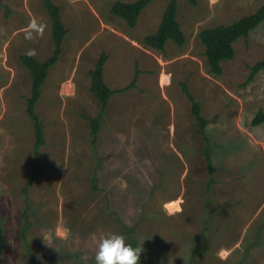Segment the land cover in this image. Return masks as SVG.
I'll list each match as a JSON object with an SVG mask.
<instances>
[{
    "label": "rangeland",
    "instance_id": "obj_1",
    "mask_svg": "<svg viewBox=\"0 0 264 264\" xmlns=\"http://www.w3.org/2000/svg\"><path fill=\"white\" fill-rule=\"evenodd\" d=\"M52 1L67 34L35 107L44 144L34 165L31 75L20 55L51 56V19L42 0H0V264H94L98 238L109 233L136 247L143 241L140 264H264V123L251 124L264 110V69L245 84L264 58V21L234 43L219 76L209 71L198 37L264 0H178L186 40L182 47L169 41L163 51L143 39L169 0H152L134 27L110 9L136 0ZM33 22L43 34L29 40ZM101 53L113 90L105 108L89 89ZM182 82L208 121L209 193L206 142ZM98 115L93 148L83 116Z\"/></svg>",
    "mask_w": 264,
    "mask_h": 264
},
{
    "label": "trees",
    "instance_id": "obj_2",
    "mask_svg": "<svg viewBox=\"0 0 264 264\" xmlns=\"http://www.w3.org/2000/svg\"><path fill=\"white\" fill-rule=\"evenodd\" d=\"M43 7L51 19V37L53 40V53L44 61H39L35 57L29 54L20 55L22 64L27 68L31 75V88L30 94L26 98V113L32 120L34 129V165L37 160V155L40 147L44 144L43 125L40 118L35 113V107L40 99L41 88L48 76L49 69L58 61L59 54L61 52V46L67 29L63 24L61 17V10L52 0H42ZM152 0H136L134 2H115L110 11L113 15L124 20L128 26L134 27L142 10ZM191 4H194V0H188ZM178 0H169L165 10L163 12L161 21L155 30V32L147 35L143 39V43L146 47H150L155 50L163 51L167 42H173L178 47H182L185 43V35L181 29V25L177 19ZM264 21V4L259 6L253 13L241 17L237 21L229 25H218L213 28L203 29L198 37L205 48L204 55L209 65V71L219 76L222 74V62L233 59L235 55L234 43L239 39H246L249 32L255 29ZM107 59L106 53H101L98 57L93 69L89 71L90 77V92L105 108L112 96L113 90H111L106 84L103 78L104 64ZM264 69V58L256 62L250 67V73L245 81V84L251 82L254 76ZM137 72L127 86V88L135 87L137 80ZM182 92L186 95L190 101V111L198 125L199 131L206 142L203 150V156L207 164V170L210 175V179L206 186V193L210 192L211 186L214 184V177L212 175V157L210 152V146L206 137V127L208 121L203 118L201 114L200 104L194 99L193 95L188 89L186 82L181 83ZM90 126L91 144L95 148L97 141L101 115L97 117L83 116ZM264 123V110H259L253 117L251 124L260 125ZM100 161V160H98ZM37 167V166H36ZM40 169V168H39ZM38 172V170H37ZM96 185V184H95ZM96 190V187L94 186ZM26 228H22L21 234L24 236ZM6 244L4 236V229L0 222V257L3 253ZM133 247H136V241L130 242ZM203 251L207 250V243L203 244Z\"/></svg>",
    "mask_w": 264,
    "mask_h": 264
},
{
    "label": "clouds",
    "instance_id": "obj_3",
    "mask_svg": "<svg viewBox=\"0 0 264 264\" xmlns=\"http://www.w3.org/2000/svg\"><path fill=\"white\" fill-rule=\"evenodd\" d=\"M42 34V27L33 22L25 31V38L34 40ZM29 54L34 55V50H30ZM177 211H182V209L178 208ZM144 251L143 241L138 247H133L126 243L124 235L109 233L98 238L94 264H140L141 253Z\"/></svg>",
    "mask_w": 264,
    "mask_h": 264
}]
</instances>
